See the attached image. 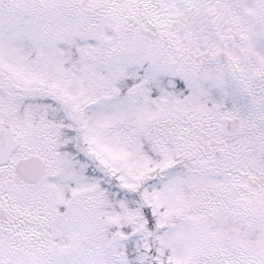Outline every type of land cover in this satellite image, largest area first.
<instances>
[{"label":"snow or ice","instance_id":"6c2138e0","mask_svg":"<svg viewBox=\"0 0 264 264\" xmlns=\"http://www.w3.org/2000/svg\"><path fill=\"white\" fill-rule=\"evenodd\" d=\"M0 264H264V0H0Z\"/></svg>","mask_w":264,"mask_h":264}]
</instances>
